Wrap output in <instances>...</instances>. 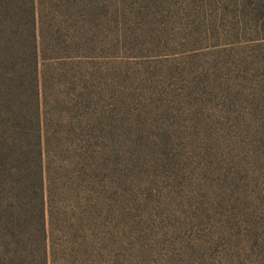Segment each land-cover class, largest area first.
<instances>
[{"label": "rangeland", "instance_id": "rangeland-1", "mask_svg": "<svg viewBox=\"0 0 264 264\" xmlns=\"http://www.w3.org/2000/svg\"><path fill=\"white\" fill-rule=\"evenodd\" d=\"M95 5L90 51L51 66V159L78 175L74 114L92 160L61 184L45 264H264V26L244 0Z\"/></svg>", "mask_w": 264, "mask_h": 264}, {"label": "trees", "instance_id": "trees-1", "mask_svg": "<svg viewBox=\"0 0 264 264\" xmlns=\"http://www.w3.org/2000/svg\"><path fill=\"white\" fill-rule=\"evenodd\" d=\"M244 1L263 29L264 0ZM90 3L0 0V264H45L47 242L53 243L56 230L53 219L60 213L55 202L61 200V184L83 181L91 171L88 144H81L85 138L74 130L80 127L74 114L62 113L75 123L73 135H79L75 142L82 152L72 157L78 177L60 172L50 155L57 154L59 137L67 132L58 129L67 106L54 95L59 78L51 66L71 70L77 63L66 58L90 51L88 28L96 7ZM81 78L75 79L84 88ZM73 98L76 111L89 105L85 91ZM96 161L95 168L101 165Z\"/></svg>", "mask_w": 264, "mask_h": 264}]
</instances>
